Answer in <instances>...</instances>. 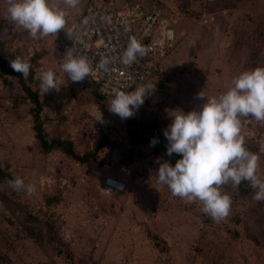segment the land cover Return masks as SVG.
<instances>
[{"label": "rangeland", "instance_id": "1", "mask_svg": "<svg viewBox=\"0 0 264 264\" xmlns=\"http://www.w3.org/2000/svg\"><path fill=\"white\" fill-rule=\"evenodd\" d=\"M85 1L49 3L65 11L67 30ZM158 1L183 34L155 91L122 120L109 111L111 98H100V106L91 86L63 72V30L33 38L10 20L8 0H0V52L32 64L29 84L39 91L47 138L68 139L79 154L94 152L80 162L60 148L42 150L32 103L16 79L0 71V166L11 176L0 182V264H264V200L256 201L254 190L240 195L226 185L231 214L217 223L199 201L186 203L157 183L160 163L174 165L177 158L150 143L171 116L199 109L200 91L219 96L241 72L264 66V0ZM47 70L56 73L59 91L43 93L39 76ZM99 111L103 123L96 120ZM240 135L260 157L257 175L264 179V122L241 117ZM122 165L131 168L129 175ZM107 175L124 179L126 188L101 193ZM16 177L35 192L13 190L9 181Z\"/></svg>", "mask_w": 264, "mask_h": 264}, {"label": "clouds", "instance_id": "2", "mask_svg": "<svg viewBox=\"0 0 264 264\" xmlns=\"http://www.w3.org/2000/svg\"><path fill=\"white\" fill-rule=\"evenodd\" d=\"M78 2L63 0L69 7H75ZM8 4L10 20L33 38L57 36L66 27L65 11L49 0H8ZM147 52L141 42L131 38L121 60L131 65ZM66 55L62 70L70 81L79 83L92 74V63L87 57L75 56L72 52ZM109 63L104 59L97 67L107 71ZM10 64L25 78L32 68L29 61L19 58ZM39 79L43 93L59 91L53 70L42 72ZM154 91L155 84L151 83L131 92L120 91L108 109L122 120L132 118L147 95ZM197 98L204 101L198 110L179 111L171 116L170 124L163 131L167 140L166 154L170 157L177 154L180 158L174 165L167 161L160 163L155 175L157 183L166 185L173 196L190 204L199 201L202 212L219 223L231 214L232 199L222 191L224 186L237 189L242 182H247L254 190V199L264 200V179L257 175L260 157L247 149L240 135L241 117L251 116L264 122V66L241 72L219 96L205 97L200 91ZM96 120L104 122L100 111ZM150 143L155 145L158 141L153 139ZM9 186L29 195L35 192V186L26 185L21 177L10 180Z\"/></svg>", "mask_w": 264, "mask_h": 264}, {"label": "built area", "instance_id": "3", "mask_svg": "<svg viewBox=\"0 0 264 264\" xmlns=\"http://www.w3.org/2000/svg\"><path fill=\"white\" fill-rule=\"evenodd\" d=\"M115 1L86 0L72 17L69 29L61 31L58 38L65 54L72 52L91 61L93 72L85 80L102 97L111 99L120 91L131 92L140 85L154 84L183 34L176 32L172 22L176 18L171 19L158 0ZM131 38L141 42L148 52L131 65H125L121 57ZM104 59L110 61L107 71L97 67ZM120 170L126 176L131 172L128 165H122ZM125 188L124 179L112 175H107L100 185L105 195Z\"/></svg>", "mask_w": 264, "mask_h": 264}, {"label": "trees", "instance_id": "4", "mask_svg": "<svg viewBox=\"0 0 264 264\" xmlns=\"http://www.w3.org/2000/svg\"><path fill=\"white\" fill-rule=\"evenodd\" d=\"M11 61L12 60H9L7 56H4L3 53L0 52V71L8 76L14 77L16 81L18 82L20 89L23 91V97H25L32 103V106H33L32 129L34 131V137L39 147L44 151H49L53 148H60L66 155L80 162L87 161L89 158H91L94 155V152H87V153L79 154L74 150L72 142L68 139H62L59 137H54L51 139L47 138L46 132L44 131V128H43V122L41 118L42 107H41V102L39 98V91L36 88H32L31 85L29 84V81L32 80V72L30 70L29 75L25 78L20 73H17L12 69L11 64H10ZM2 80L3 82H7V79L5 77H2ZM82 82L91 86V88L97 93L96 99L99 102V105L102 106V101L100 99L102 98V96L98 93L95 86L87 80H84ZM156 135H157V141H158V143L156 144L158 145V147L163 153H166L167 140L164 137L163 132L156 130ZM174 155L176 156L177 159L180 158L179 155L177 154H174ZM7 178L11 179V176L5 169H3L0 166V182ZM238 189H239L240 195H247L253 190L252 188L249 187V184L247 182H242L238 186ZM153 238L158 239L156 235H153ZM156 242L158 241L156 240ZM160 244L158 242V245ZM159 249H163V248L159 246Z\"/></svg>", "mask_w": 264, "mask_h": 264}]
</instances>
